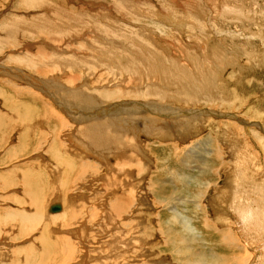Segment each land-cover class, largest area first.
Returning a JSON list of instances; mask_svg holds the SVG:
<instances>
[{
  "label": "rangeland",
  "instance_id": "1",
  "mask_svg": "<svg viewBox=\"0 0 264 264\" xmlns=\"http://www.w3.org/2000/svg\"><path fill=\"white\" fill-rule=\"evenodd\" d=\"M233 8L238 9V13L232 12ZM95 19L98 23H94ZM49 21L52 24L60 21L63 33L58 30L54 33V29L41 26L45 27ZM14 22L19 28L6 32L5 28ZM108 26L111 30L128 28L141 35L143 48L138 44L131 48L134 54L138 53L132 57L140 60L137 69H141L142 74L134 72L133 75L132 71L114 64L111 60L114 49L109 50L108 55L102 50L108 43L98 34L117 44L129 41V46L138 37L121 39L122 34L108 33ZM10 33H13L11 38L8 37ZM0 40H3L0 42L3 48L0 52V137L3 139L0 145V218L13 209L33 212L21 176L25 170L33 173L41 170L38 175L40 182L43 181L40 186L45 190L42 193L43 214L49 218L53 216L49 207L54 201L61 202L64 207L58 214L67 207L80 212L72 223L63 216L64 222L46 220L42 226H47L45 229L52 233L48 235L51 243L55 240L59 243L55 244L57 247L52 249L47 261L41 263L42 256L38 254L29 263L264 264V232L245 226L247 224L240 221L237 212V203H242V199L243 203L247 200L255 205V196L248 199L242 195L250 196L252 185H255L254 191H262L259 199L264 196V151L256 137V133L264 136V0H0ZM99 44L101 48L97 47ZM56 47L63 52L60 64L66 61L64 58L72 56L80 61L75 66L60 65L61 69L57 63L51 71L39 72L8 59L29 53L36 62L51 63L58 59V56L52 57V49ZM150 60L155 62L152 67L165 69L172 63L174 70L180 64L186 66L204 83L203 92H195L200 90L196 85H193L196 90L189 89V82L182 79V95L179 96V90L177 96L170 98L174 100L162 99L167 108L172 106L179 114L166 117L164 115L171 110L167 108L160 109L163 113L157 112L159 115L152 108L144 111L143 115L160 122L156 121L158 126H168L160 129L157 135L132 123L127 135L137 146L133 149L131 144H124V148L115 152L119 144L109 143V149L114 151L110 164L106 163L107 153H110L107 150L104 151L106 156L98 157L84 147L78 148L75 136L78 129L97 121L74 122L67 114L69 110L66 107L62 110L65 105L59 101L60 97L84 91L88 96L94 94L96 101L104 102L98 90H133L132 85L146 89V85L159 82L144 72ZM108 62L114 65L112 72L107 67ZM132 69L135 71L134 67ZM73 75L75 81H72ZM165 88V92L175 91L173 87ZM186 90L203 96L193 95L191 99ZM148 99L136 98L134 94L122 95L105 102V107L119 102L129 104L133 100L146 102L144 105L148 106L153 100L161 104L156 96ZM13 100L16 103L11 108L8 102ZM96 101L88 108L98 111L100 104ZM88 110L83 114L87 115ZM46 113L51 118L48 123ZM68 124L73 126L70 128ZM55 138L61 150L56 146L58 155L64 154V159L76 156L71 161L75 167L73 171L68 166L66 170L64 163L52 158L54 152L48 147L55 145L52 142ZM24 140L26 146L21 149ZM17 146L16 150H25L13 153L16 158H12L9 152ZM116 154L129 155L132 165L127 168L123 160L122 163L116 161L113 157ZM84 160L89 169L83 179L78 173ZM98 163L101 168L93 166ZM247 167L250 170L245 169ZM96 170L99 173H95ZM240 170L245 175L243 180L238 179ZM28 177L32 180L30 175ZM63 178L69 187L65 184L63 192L54 190V186L63 183ZM111 178L118 181V192L114 191V183L109 184ZM239 185L243 189L239 193L242 198L235 203L233 191ZM36 190H30L32 197L40 195ZM128 193L129 211L113 215V218L108 203L110 205L114 194ZM172 208L187 217L192 228L172 221ZM13 221H0V264H23L26 254L22 249H38L41 245L38 238L43 234V227L22 235Z\"/></svg>",
  "mask_w": 264,
  "mask_h": 264
},
{
  "label": "bare ground",
  "instance_id": "2",
  "mask_svg": "<svg viewBox=\"0 0 264 264\" xmlns=\"http://www.w3.org/2000/svg\"><path fill=\"white\" fill-rule=\"evenodd\" d=\"M121 1V0H120ZM166 10V9H165ZM238 10V9H237ZM236 9H234L233 8V11L232 12H237L238 13V11H237ZM164 11V10H163ZM64 14V13H63ZM68 15V14H67ZM80 15V14H79ZM50 16V15H49ZM70 16H72V13L70 14ZM77 16V15H76ZM132 16H135V15H132ZM73 17V16H72ZM80 19V18H79ZM83 19V18H82ZM160 19V18H159ZM170 19V18H169ZM40 20H41V18H40ZM81 20V19H80ZM79 20V21H80ZM55 22V21H54ZM93 22V21H92ZM91 22V23H92ZM198 21H196V23H197ZM37 23V22H36ZM94 23H98V21H97V19H95L94 20ZM9 24V23H8ZM60 24V21H58V23H53L52 24V22H50L49 21V23L46 25L45 24V27H44V25L42 24H39V25H41V26H43V28L44 29H54L55 31H54V33L58 30L59 31V33H61L63 30H62V27H61V25H59ZM198 25H200V24H197V26ZM25 26V25H24ZM102 26V25H101ZM112 26V25H111ZM111 26H108L109 27V29H108V33H112L113 35L114 34H119V35H121L122 34V38L121 39H128V37H134L135 35H137L138 37H137V40H135L134 41V43L131 45V46H129L128 44L129 43H127V42H129V41H127L126 43H121V44H117V43H115V40H114V42L109 38V37H103V36H101V35H99L98 34V36H99V38H103L104 40H106L107 41V43H108V45H105V47L102 49V50H105L106 51V54L108 55V52H109V50L111 51L112 49H114L115 50V54H114V56H113V54H112V56L114 57V59H113V57L111 58V60H113L114 61V64H116L118 67H120V68H125V69H127V70H129V71H132L133 72V75H135L134 74V72L135 73H139V74H142V72H141V69L140 70H138L137 68H140L139 66H137L138 65V62H140V60H138L137 61V59H135V57H132L133 55L134 56H136L138 53H136V54H134V48H131V47H135L134 45L135 44H138L139 46H141L142 48H143V45H144V42H143V38L141 37V35L137 32V33H135V32H132V31H130V29H128V28H126V27H124V29L126 28L127 30H123V29H117V30H114V29H112L111 30ZM116 27H115V29L117 28V25H115ZM119 26V25H118ZM124 26V25H123ZM126 26V25H125ZM103 27V26H102ZM15 28H19L18 27V25H17V23L15 24V22L14 23H12L9 27H6L5 29L7 30L6 32H8V31H10V30H12V31H14V29ZM201 28V27H200ZM25 29V28H24ZM164 29V28H163ZM198 29V28H197ZM26 30V29H25ZM40 31H42L41 29H39ZM28 31V30H27ZM39 31V33H41ZM70 31V30H69ZM71 32V31H70ZM30 33H32V32H30ZM63 33V32H62ZM100 33V32H99ZM112 34H108L110 37L112 36ZM9 38H11V37H13V33H10V36H8ZM253 37H255V36H253ZM8 38V39H9ZM3 41V40H2ZM1 40H0V42H2ZM131 41V40H130ZM126 44V45H125ZM90 46V45H89ZM59 47V46H58ZM97 47L98 48H101V45L99 44V45H97ZM1 49H0V52H2V50H3V48L2 47H0ZM95 49H97V48H95ZM54 50V52L52 53L53 54V56L52 57H56V56H58V59H56V60H54V58H52L54 61H51V63H45L44 62V64L41 62V63H39V62H36L35 61V59L33 58V57H30V54L28 53V54H26L25 56H23V57H21V56H11L10 58L8 57V59L9 60H14V61H18V62H22V63H24L25 65H27V67L28 66H30V67H33V68H35V70L36 69H38V71L39 72H46V70H47V72H49L48 70H50V69H52V67L53 66H56V65H54V64H57V65H59V69H61L60 68V65H63V64H65L67 67H69V66H75L78 62L77 61H80V60H75V58L72 56L71 58H64L66 61L65 62H62V64H60V62H61V60H62V57L63 56H61L62 54H63V52H61V50H59L57 47L56 48H53L52 49V51ZM142 50V49H141ZM44 52H45V50H44ZM47 52V51H46ZM126 52H127V54H126ZM51 53V52H50ZM123 53H125V54H123ZM143 53H145V52H143ZM24 54V53H23ZM129 55V56H128ZM34 56V55H33ZM84 57H86V56H84ZM78 59V58H77ZM154 59H156V58H154ZM154 59H151V60H154ZM44 60V59H43ZM48 60H50V59H48ZM150 60V62L151 63H149L150 65H151V68H148V65L149 64H147V67H146V69H144V72H146L147 74H148V76L150 77V78H154V79H156V81H158L159 80V82H158V84H155V85H152V84H154V83H151V85L149 86V85H146V89H139V88H137V85H132L133 86V90H131V89H124V90H121L120 88H119V90H114V91H101V92H99V90L97 91V93H99V95H100V97H101V99L104 101V102H101V101H96L95 99V95L94 94H92V95H89L88 96V94H85V93H83L84 91H82V93L81 92H71V93H68V94H66V95H62V97H63V99L60 97V99L61 100H59L60 102H62L65 106H62L63 107V109L62 110H64L65 109V107L69 110L68 112H67V114H70V116L72 117V120L74 121V122H76V123H80V122H83V123H87V122H89L90 120L93 122L94 120H96L97 122H95V123H93V124H89L88 125V123L87 124H85V126L84 127H82V128H79L78 129V133H76V131H75V136H76V139H77V145H79L78 146V148L80 147L81 149H82V147H84V148H86L87 150H89L90 152H94V153H97V156L99 157V156H106V152H104L105 150H107V152H110V153H107V162L106 163H109L110 164V155H112V153L114 152L112 149H109V146H108V144L109 143H112V144H115V143H117V144H119V147L117 148V149H115V152L116 151H118V150H121L122 148H124V144L126 145V146H129V144H131L130 146L131 147H133V149L135 148V146H137L136 145V143L134 142H132V137H129L128 135H129V132L130 131H127L128 129H130V126L132 125V123H133V125H142V128H147V129H149L148 131V133L149 134H159V132L160 131H162V130H160V129H162V128H164V127H166V126H168V124L167 125H162V126H158V120H156L155 118H150V117H148V116H145V115H143L142 113L144 112V111H146L147 109H151L152 108V110L153 111H155L156 113L158 112V113H161V112H159V110L160 109H162V111L163 110H165L166 108H167V105L164 103V101H167V99L166 98H168V99H170L171 97H173V96H177L178 95V92H179V90H180V95L179 96H181L182 95V93H183V89L182 88H184V87H182V88H180L181 86H180V84H181V82L180 81H182V79L183 80H186V81H188L189 83H188V88L190 89V88H193L194 86L193 85H196V87H197V89H200V90H196V88H195V92H203L202 90H203V88L205 87L204 86V83H201L200 82V80L196 77V76H193L191 73V71L189 72L185 67L186 66H184V65H182V64H180V65H178V67L177 68H175L174 70H173V66H175V64H172V63H170L171 65V67H168V68H163V67H160V66H155V67H157V68H155V67H152V65L155 63L154 61H151ZM82 61V60H81ZM87 61V60H86ZM119 62H121V63H119ZM81 63V62H80ZM103 63V62H102ZM109 63V62H108ZM53 64V65H52ZM83 64V63H82ZM86 65V64H85ZM115 65V67L117 68V66ZM87 66V65H86ZM85 66V67H86ZM112 66H114V65H112V63H109L108 65H107V67H108V69H110L111 71L110 72H112V69L111 68H113ZM84 67V68H85ZM135 68V71H133L134 69H132V68ZM87 68H88V66H87ZM119 68V69H120ZM54 69V68H53ZM41 70V71H40ZM54 70H56V68L54 69ZM53 70V71H54ZM10 71V70H9ZM51 71V70H50ZM122 71H124V70H122ZM119 72H120V70H119ZM125 73V72H124ZM11 74H13V73H11ZM43 74V73H42ZM121 74H123V72L121 73ZM71 75V74H70ZM75 78L72 80V81H75V79H76V76L75 75H73ZM115 76V75H114ZM171 76H174V77H171ZM97 77V76H96ZM99 78V77H98ZM141 78V77H140ZM161 79V80H160ZM56 80V79H55ZM47 81V80H46ZM155 81V82H156ZM186 81H185V85H187L186 84ZM200 82V83H199ZM35 83V82H34ZM56 83V82H55ZM125 83V82H124ZM123 83V84H124ZM141 83H143V79L141 80ZM194 83V84H193ZM197 83H199V84H197ZM192 84V85H191ZM189 85H191V86H189ZM169 87V88H171V87H173L174 89H175V91L174 90H169L168 92H165V90H167L165 87ZM63 87V86H62ZM129 87H131V86H129ZM187 87V86H186ZM54 89V88H53ZM65 89V88H64ZM167 93V94H166ZM185 93H186V95H188L189 93H190V96H191V99H193L192 98V96L193 95H196V96H200V98L203 96V94H194V93H191V91H189V90H186L185 91ZM134 94V97H141V98H143V100H144V98H146V101H147V99L148 98H150L151 96H156V98L158 97V99H160L161 100V104L159 103V104H157L154 100H153V102H152V104H150V106H148V105H144L145 103H137L136 101H132V102H130L129 104H127V103H121V102H119V103H114V104H109L108 106H106L105 107V105L107 104V103H105V102H107V101H110V100H113L114 98H118L119 96H122V95H124V96H132ZM75 96H77V99H74L75 98ZM183 96H185V95H183ZM57 97V96H56ZM79 98V99H78ZM95 98V99H94ZM185 98V97H184ZM162 99H164V101H162ZM173 99V98H172ZM172 99H170V101L172 100ZM190 99V98H189ZM149 100V99H148ZM174 100V99H173ZM180 100H181V98H180ZM21 101V100H20ZM97 102V103H99L100 105L98 106L97 105V108H99L98 109V111H95L94 109H89L88 107H90L92 104H93V102ZM176 101V100H175ZM174 101V102H175ZM57 102V101H56ZM158 102H160V101H158ZM168 102V101H167ZM166 102V103H167ZM194 102H196V101H194ZM10 105L12 104V106H10L11 108L13 107V105L15 106V103H16V100H13L12 102L11 101H9L8 102ZM18 105L20 104V103H17ZM23 104V103H22ZM22 104H21V106H22ZM85 105L87 106V107H85ZM26 106V105H25ZM169 106V105H168ZM16 107H18V106H16ZM44 107V105L42 106V108ZM94 107V106H93ZM143 107V108H142ZM9 108V107H8ZM84 108H86V109H84ZM7 109V108H6ZM31 109V108H30ZM89 109V110H88ZM167 109H171V110H169V111H167V114L166 115H164V116H166V117H176L179 113L177 112V111H175L174 109H176V108H173L172 109V106H170V107H168ZM2 110V109H1ZM74 110V111H73ZM85 110H88L87 111V115H84L83 114V111H85ZM25 111V110H24ZM161 111V110H160ZM11 112H13V111H11ZM54 112L55 111H53L52 110V113H53V115L55 116V114H54ZM192 112V111H191ZM191 112H190V114H191ZM28 113V112H27ZM85 113H86V111H85ZM157 113V114H158ZM163 113V112H162ZM161 113V114H162ZM119 114H121V115H123V116H121V115H119ZM160 114V115H161ZM189 114V113H188ZM4 115H5V113H4ZM3 115V116H4ZM49 115V113H46L45 114V118H46V121H47V123L49 122V120H51V118H50V116H48ZM159 115V114H158ZM199 115V114H198ZM214 115H216V114H214ZM0 116H2L1 114H0ZM110 116V117H109ZM118 116H120L119 118H118ZM26 117V116H25ZM24 117V118H25ZM112 117V118H111ZM21 118V117H20ZM24 118H21V120L22 119H24ZM1 120V119H0ZM25 120V119H24ZM60 121H61V123L63 122V117H61L60 116ZM156 121H158V122H156ZM202 121V120H201ZM28 123V122H27ZM131 123V124H130ZM160 123V122H159ZM172 124V123H171ZM48 126L50 125V124H47ZM69 126H70V124H68ZM72 125V124H71ZM26 126V125H25ZM73 126V125H72ZM72 126H70V128L72 127ZM183 126H184V124H183ZM16 127V126H15ZM14 126H13V128H15ZM21 127V126H20ZM65 127V126H64ZM28 128V127H27ZM27 128L26 127H24V129L25 130H27ZM22 130V129H21ZM24 130V131H25ZM73 129H71V131H72ZM75 130H77L76 128H75ZM165 130V129H164ZM29 133L31 132V131H29V129L27 130ZM26 133V132H25ZM24 133V135H26V137L28 136L29 137V135H27V133L25 134ZM128 134V135H127ZM79 135V136H78ZM161 135V134H160ZM165 135V134H164ZM256 137H258V139L260 140V144L262 145V149H263V151H264V136H261L260 134H257L256 133ZM55 136V135H54ZM23 137V136H22ZM28 137L26 138V139H28ZM74 137V136H73ZM187 137V136H186ZM24 139V138H23ZM3 139L0 137V145H1V143L3 142L2 141ZM73 140V139H72ZM25 140H24V142H22V143H24V144H22V145H20L21 146V149H22V147L24 148L26 145H25ZM55 145H50L49 147H48V149H49V151H51L52 153H53V157L52 158H57V161L59 162V163H64L63 165H66V166H64L65 168L68 166L69 168H70V171H73V169L75 168L74 167V163L73 162H71L72 161V159H73V157H76V156H72V158H70L68 155V158H66L65 157V159H64V154L63 155H58V151H57V148H56V146L58 147V145L56 144L57 143V138H55V140H53L52 141ZM80 143V144H79ZM19 145V144H18ZM25 145V146H24ZM75 145V144H74ZM112 146V145H111ZM18 148V146L17 147H15V148H12L11 150H10V152H9V156H12V154L13 153H15V152H17V151H21V149L19 148L18 150H16ZM113 148V147H112ZM115 148V147H114ZM113 148V149H114ZM58 149H59V151H61L60 150V148L58 147ZM61 149H63V146H62V148ZM25 150V149H24ZM24 150H22L21 152H23ZM30 150V149H29ZM63 150H65V149H63ZM19 152L17 153V154H19ZM26 152H28V150L26 149ZM124 152H127V151H124ZM123 152V153H124ZM131 152H133L132 150L130 151V153ZM118 153V152H117ZM71 154V153H70ZM69 154V155H70ZM127 154H129V152L127 153ZM57 155H58V157H57ZM78 155V154H77ZM117 156L115 157V155H113V157H114V159L116 160V161H118V160H123L125 163H126V165H127V168H128V166H129V164H130V160L132 159V158H130V156L129 155H125V156H122V155H118V154H116ZM124 157V158H123ZM12 158H16V157H14V156H12ZM55 159H52L53 161L55 160ZM125 159V160H124ZM138 159V158H137ZM77 160V159H76ZM74 161V160H73ZM79 161V160H78ZM77 161V162H78ZM81 162V161H80ZM79 163V162H78ZM84 163L86 164V165H84ZM101 163H102V161H101ZM116 163H118V162H116ZM120 163H122V161L120 162ZM119 163V164H120ZM77 164V163H76ZM47 165V164H46ZM93 165V164H92ZM116 165H118V164H116ZM121 165H123V164H121ZM125 165V166H126ZM130 165H132V163L130 164ZM246 165V164H245ZM252 165V164H251ZM83 166V167H82ZM82 166H81V170L79 171V175H80V178H83L82 176H84V175H86V172L88 171V169H87V161H83L82 162ZM89 166V165H88ZM93 166H95V167H97V168H99L101 165H99V163L96 165H93ZM67 167V168H68ZM246 167V166H245ZM38 168H40V166L38 167ZM67 168H66V170H67ZM101 168V167H100ZM122 168H123V166H122ZM127 168H125L126 170H127ZM130 168H131V166H130ZM63 169V168H62ZM144 169V168H143ZM211 169V168H210ZM245 169H248V167L247 168H245ZM38 170V169H37ZM129 170V169H128ZM127 170V171H128ZM139 170H141V169H139ZM248 170H250V168L248 169ZM13 171V170H12ZM41 170L39 169V171H36V173H33V172H31V171H22V175L21 176H23V180H25V183H24V188H25V194L27 195V200L30 202V204H32L33 205V207H34V210H33V212H30V213H28V212H26V211H22V210H16V209H13V211H8L5 215L6 216H4V217H1L0 218V221H2V220H6V221H9V220H14L15 221V225H17L18 226V228H19V233L21 232V234L23 235V234H26V232H28V231H30V230H34L35 228H37V227H43V230H42V232L41 233H43V234H41V236H39V241H40V243H41V245H40V247L38 248V249H35V248H33V247H26V248H24V249H22V253H24L25 252V254H26V258H25V263H23V264H26V259L28 260L27 261V263L28 264H32V262H30L29 263V261L31 260V259H34L35 260V257L39 254V255H41L42 256V259H41V263H44L45 261H47L48 260V258H50L51 257V254H52V249H55L54 247H57L55 244L56 243H59V242H57L56 240H55V242L54 243H51L52 241L50 240V237L48 236V235H52V233L48 230V229H45L44 228V226H42V225H44L45 224V221L46 220H48V222H49V220L51 219V220H56V221H59V222H64L63 220H62V216L63 217H65L67 220H68V222L69 223H72L74 220H76V218L80 215V212L79 211H77V210H75L74 208H72V207H67L66 208V210L65 211H62L63 213H57V212H60L64 207H63V205H62V203L61 202H58V201H54L53 203H51V205L52 204H59L60 205V210L59 211H56V212H51V213H54L53 214V216L51 217V218H49L46 214H43L42 213V210H43V207H42V205H44L43 204V202H42V200H43V198H42V193H45V190H44V188L42 187V186H40V185H42L43 184V181H41L40 182V176L38 175V173L40 172ZM118 171V170H117ZM127 171H125V173H127ZM130 171V170H129ZM96 172H98L97 170L95 171V173ZM213 172H215V170H213ZM76 173V172H75ZM99 173V172H98ZM115 173V172H114ZM133 173V172H132ZM4 174V173H3ZM7 174H11V172H8ZM18 174V173H17ZM78 174H77V176H76V178H75V182H76V180H77V177H78ZM248 174V173H247ZM1 175V174H0ZM31 176L32 177V180L31 179H28L29 177L28 176ZM130 175V174H129ZM134 175V174H133ZM2 176H4V175H2ZM68 176H69V174H68ZM30 177V178H31ZM36 177H37V180H36ZM63 177V176H62ZM86 177V176H85ZM239 177H240V179H245V175H244V172H243V170H240L239 171V175H238V179H239ZM58 178H59V176H58ZM58 178H56V180L55 181H57V179ZM248 178V177H247ZM42 179V178H41ZM84 179V178H83ZM112 179V178H111ZM115 179V178H114ZM114 179H112V181H110L109 182V184L111 185V184H113L114 183V191L116 192L117 190H116V188L119 186L118 185V181H115ZM79 180V179H78ZM120 181V180H119ZM245 182H246V180H244ZM243 181V182H244ZM63 183L62 184H55L56 186H54L53 187V189L54 190H58V192H63L62 190L63 189H65V184H67L68 183V181L66 182L65 180H64V178H63V181H62ZM74 182V181H73ZM33 183H34V185H33ZM35 183H36V185H35ZM54 183H56V182H54ZM59 183H61V181L59 182ZM68 185V184H67ZM126 185H127V183H126ZM257 185V184H256ZM125 186V185H124ZM128 186V185H127ZM240 186V185H239ZM238 186V189L237 190H235V191H233V200L235 201V203H237L238 201H240V200H238V201H236V199H238V198H242V196L239 194L240 193V191L242 192V187L240 186L239 187ZM255 185H252V189H253V187H254ZM67 187H69V185L67 186ZM257 187V186H256ZM36 189H39V190H36ZM42 189L44 190V192H41L42 191ZM118 189V188H117ZM235 189V188H234ZM251 189V191L249 192L250 194V196H248L247 194H242L245 198H252V197H254L255 199H254V201H255V205H253V203H249L247 200H246V202H244L243 203V199H242V203H237V212H238V216H240V221L242 220L243 221V223H245V224H247V225H245V226H251V227H253L256 231H259V233L260 232H264V229L262 230V228H264V226H262V225H264L263 223H264V215H262L263 213H264V211H262L263 209H264V196H262L261 198L262 199H259V197H260V194H262L261 192H259L258 190L256 191H254V189L252 190ZM260 189V188H259ZM262 189V188H261ZM30 190H33V191H38L39 192V194L40 195H36L35 197H32V195H33V193H31V191ZM131 191H132V189H130ZM128 191V190H127ZM245 191V190H244ZM255 192V195H254V192ZM66 192V191H65ZM118 192V191H117ZM221 192V191H220ZM256 193H258L259 194V196H258V194H256ZM129 193L128 194H123L122 196L121 195H115L114 194V197L112 198V202L110 203V205H109V203H108V206H109V210H111L112 212L111 213H109L112 217H113V215H118V214H124V213H126V212H128L129 210V208H130V206H128V203H129ZM240 195V196H239ZM44 196V195H43ZM247 196V197H246ZM86 197V196H85ZM251 200V199H250ZM260 200H262V201H260ZM27 201V202H28ZM37 201V202H36ZM145 201V200H144ZM36 202V203H35ZM260 202V203H259ZM261 202H262V204H261ZM29 204V203H28ZM72 204H74V203H72ZM50 205V206H51ZM67 205V204H66ZM173 205V204H172ZM169 207V206H168ZM262 207H263V209H262ZM50 208V207H49ZM260 208V209H259ZM106 209V208H105ZM108 210V211H109ZM131 212V211H130ZM172 212H173V214H174V216H173V218H172V221H174V222H178L179 224L180 223H182L183 225H184V227L185 228H187V229H189V228H192V227H190L191 225H190V220L187 218V217H185L183 214H180V211H178L176 208L174 209V208H172ZM235 212H236V207H235ZM108 214V215H109ZM70 217H69V216ZM110 215H109V217H110ZM102 216V215H101ZM263 216V217H262ZM104 217V216H103ZM115 217V216H114ZM113 217V218H114ZM70 218V219H69ZM108 218V217H107ZM14 221L12 222V223H14ZM105 221V220H104ZM59 222H57V223H59ZM106 222V221H105ZM119 223V222H118ZM7 224V223H6ZM117 224V223H116ZM248 228V227H247ZM260 228H261V230L262 231H260ZM117 229V228H116ZM249 229V228H248ZM0 230H1V228H0ZM76 233V232H75ZM78 233V232H77ZM263 234V233H262ZM23 237V236H22ZM53 239V238H52ZM63 240H61V242H62ZM104 242V241H103ZM58 250V249H57ZM60 250V249H59ZM68 250V249H67ZM55 251V250H54ZM54 254V253H53ZM55 255V254H54ZM41 256H39L38 258L40 259V257ZM252 256V255H251ZM56 257V256H55ZM66 259V258H65ZM34 260H31V261H34ZM50 260V259H49ZM108 264H111V263H108ZM113 264V263H112ZM244 264H247V263H245L244 262Z\"/></svg>",
  "mask_w": 264,
  "mask_h": 264
},
{
  "label": "water",
  "instance_id": "3",
  "mask_svg": "<svg viewBox=\"0 0 264 264\" xmlns=\"http://www.w3.org/2000/svg\"><path fill=\"white\" fill-rule=\"evenodd\" d=\"M60 210V205L59 204H52L49 208L50 212H56Z\"/></svg>",
  "mask_w": 264,
  "mask_h": 264
}]
</instances>
